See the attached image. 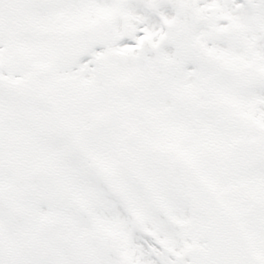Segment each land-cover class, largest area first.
I'll use <instances>...</instances> for the list:
<instances>
[{"label":"snow or ice","instance_id":"obj_1","mask_svg":"<svg viewBox=\"0 0 264 264\" xmlns=\"http://www.w3.org/2000/svg\"><path fill=\"white\" fill-rule=\"evenodd\" d=\"M0 264H264V0H0Z\"/></svg>","mask_w":264,"mask_h":264}]
</instances>
